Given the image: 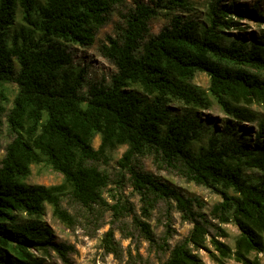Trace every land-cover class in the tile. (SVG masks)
Masks as SVG:
<instances>
[{"label":"trees","instance_id":"1","mask_svg":"<svg viewBox=\"0 0 264 264\" xmlns=\"http://www.w3.org/2000/svg\"><path fill=\"white\" fill-rule=\"evenodd\" d=\"M122 2L0 0V117L11 135L0 159V264H49L44 258L49 249L68 263L71 246L55 242L40 221L45 204L67 225L72 217L62 208V197L86 209L103 204L110 177L99 164L122 146L118 175L128 174L143 216L156 201H173L192 222L182 241L168 246L164 239L158 245L167 248L159 264H204L196 250L205 247L207 237L218 261L262 264L256 254L264 251V113L253 106L264 109V28L250 40L225 30L236 27L235 16L264 22L263 9L258 1L244 11L234 0H210L199 22L181 14L191 10L188 0L136 1L117 33L99 45L116 72L109 82H89L83 90L84 71L73 65L64 43L91 45ZM17 4L29 28L10 35ZM160 13L169 15L168 22L150 33L149 21ZM197 72L207 75L206 90L191 82ZM172 102L185 109L176 111ZM212 102L229 117L221 127L198 114ZM240 122L254 123L252 138L238 128ZM143 155L219 195L211 213L238 229L232 247L216 237L224 235L219 226L217 235H209L211 223L193 209V198L136 165L135 157ZM31 165L49 167L62 181L24 182ZM246 169L258 175H247ZM111 208L117 214L123 207ZM20 213L29 218L19 219ZM133 221L145 240L155 243L150 224ZM104 236L112 249L111 230Z\"/></svg>","mask_w":264,"mask_h":264},{"label":"rangeland","instance_id":"2","mask_svg":"<svg viewBox=\"0 0 264 264\" xmlns=\"http://www.w3.org/2000/svg\"><path fill=\"white\" fill-rule=\"evenodd\" d=\"M136 1L149 2L150 0H124L121 4L115 5L109 14L108 21L98 29L95 40L91 45L83 46L70 42L64 43L67 51L70 52L72 63L76 69H83L85 77V86L89 82L104 81L109 82L110 76L116 72L115 65L104 58L99 52V45L105 40L107 35L114 36L118 29L123 25L124 15L134 6ZM191 6L189 12L181 13L184 16L191 17L199 22L204 21L207 3L210 0H188ZM231 1V0H226ZM238 7L244 11L250 10L252 4L259 2V8L264 11V0H234ZM180 13V12H178ZM169 16V15H168ZM168 16L160 13L158 16L150 19V33H157L168 22ZM238 21L236 27L226 29L230 37H240L252 39L264 28V22H260L244 15L240 18L234 17ZM264 20V17H263ZM21 27L29 28L22 20V7L17 4L13 23L9 28V34L12 35ZM38 36V34H36ZM191 82L199 88L206 90L208 86V77L205 73L197 72ZM10 89H15L14 83L7 84ZM9 97L12 92L8 91ZM171 107L176 111H183L185 106L181 103L172 102ZM255 109L264 113L260 106H253ZM198 114L207 119L216 127H221L222 122L229 120L216 105L212 102L209 109H199ZM0 159L4 154V147L10 141L11 135L7 130L4 115L0 117ZM241 131L251 134L255 129L254 123L240 122ZM99 142L96 136L93 145L96 147ZM204 142V141H203ZM198 145L195 144L194 147ZM124 146L118 148L113 157L107 163H100V167L108 172L110 180L103 189L102 196L105 200L103 204H95L91 209H86L80 204L72 201L68 196L62 197L61 206L72 217V224L67 225L53 216L52 208L45 204L44 213L40 221L49 227L55 242L64 243L71 246L68 251V263L66 264H159L167 256V248L158 245L166 239V244L172 246L182 241L190 232L192 222L182 216L181 212L175 208L174 202L166 203L162 200L156 201L149 213V216H143L142 203L139 195L134 192L128 174L125 172L123 178H119V165L117 159L121 156ZM136 165L144 171L151 172L161 180L181 191L185 196L193 198V209L201 214L211 223L208 227L209 235H217L216 226H219L224 235L216 236L229 246H233L234 238L238 229L231 222L221 223L215 218L211 209L212 206L220 200L218 194L210 189L186 180L175 170L158 163L150 155L137 156L134 159ZM247 175H258L254 169H246ZM62 181L60 173L44 165H31L29 175L24 178L28 184L53 185ZM121 204L123 208L119 213L114 214L111 205ZM145 219L153 232L155 243L150 244L139 232L134 224L133 218ZM18 218L26 220L28 215L20 213ZM111 230L113 248L106 246L104 234ZM209 237L205 240V247L197 249L196 252L204 264H240L233 258H223L221 261L212 257L214 252L209 242ZM255 254L252 253L251 256ZM262 264H264V251L256 254ZM49 264L63 263L55 251L49 249L44 255Z\"/></svg>","mask_w":264,"mask_h":264}]
</instances>
